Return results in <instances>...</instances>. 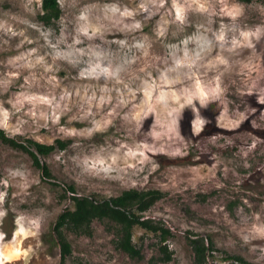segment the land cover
<instances>
[{"label":"rangeland","instance_id":"374dc122","mask_svg":"<svg viewBox=\"0 0 264 264\" xmlns=\"http://www.w3.org/2000/svg\"><path fill=\"white\" fill-rule=\"evenodd\" d=\"M57 1L47 25L41 0H0V128L66 141L39 157L52 178L0 141V264H195L192 234L205 264H264V1ZM70 185L161 191L141 215L169 237L135 226L130 256L109 218L53 230Z\"/></svg>","mask_w":264,"mask_h":264},{"label":"trees","instance_id":"16d2710c","mask_svg":"<svg viewBox=\"0 0 264 264\" xmlns=\"http://www.w3.org/2000/svg\"><path fill=\"white\" fill-rule=\"evenodd\" d=\"M239 1L249 3L253 0ZM59 16L60 7L57 0H41L39 19L42 23L48 25L58 19ZM0 141L27 153L32 164L40 169L41 175L45 178H52V174L47 165L40 161L39 157L48 155L56 148L63 149L66 146V141L61 139H56L51 144L41 143L32 139L19 140L16 137L7 135L1 128ZM65 191L71 193L69 198L73 206L65 208L56 217L53 224V230L55 231L62 228L80 230L95 218H109L120 225V246L130 256L139 254L131 239V232L135 226L158 234L162 242H165L170 235L167 227H163L162 224L144 218L141 215L163 196V193L159 190L127 189L116 196L103 199H97L89 195H77L72 185L68 186ZM188 244L192 250L195 264H205L214 248L211 241L198 234L188 236ZM59 249L60 262L64 263V260L71 252L69 242L62 241ZM161 251L164 253L166 260L170 259L171 254L165 244L162 245ZM234 259L241 264H256L245 261L239 256L234 257Z\"/></svg>","mask_w":264,"mask_h":264},{"label":"bare ground","instance_id":"6f19581e","mask_svg":"<svg viewBox=\"0 0 264 264\" xmlns=\"http://www.w3.org/2000/svg\"><path fill=\"white\" fill-rule=\"evenodd\" d=\"M109 37V36H108ZM81 39H83V38H81ZM198 40V39H197ZM203 40H205V38L203 39ZM82 42V41H81ZM83 44V43H82ZM204 45V44H203ZM77 53V52H76Z\"/></svg>","mask_w":264,"mask_h":264}]
</instances>
